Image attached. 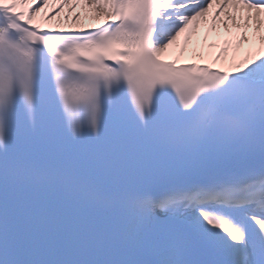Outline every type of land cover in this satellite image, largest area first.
Returning a JSON list of instances; mask_svg holds the SVG:
<instances>
[{"label": "snow or ice", "instance_id": "snow-or-ice-1", "mask_svg": "<svg viewBox=\"0 0 264 264\" xmlns=\"http://www.w3.org/2000/svg\"><path fill=\"white\" fill-rule=\"evenodd\" d=\"M48 3L0 0V264H264V0ZM210 11L255 54L164 59Z\"/></svg>", "mask_w": 264, "mask_h": 264}, {"label": "bare ground", "instance_id": "bare-ground-1", "mask_svg": "<svg viewBox=\"0 0 264 264\" xmlns=\"http://www.w3.org/2000/svg\"><path fill=\"white\" fill-rule=\"evenodd\" d=\"M57 3H59V0H49L48 5L44 6V8L50 11ZM77 10L79 11L81 9ZM67 11L68 8L65 6L63 13H67ZM37 19L39 20L40 17H37ZM90 22L93 21L90 19H85L84 21L85 24ZM229 24H231V21H229ZM64 26H68V24ZM242 32L243 29L234 27L231 28V30L226 29L224 25L220 23V18L216 21L213 20L210 11L207 18L201 19L199 26L194 31L182 34L177 43L164 54V57H174L180 60H189L195 57L216 65L229 66L234 69L236 61L241 59L242 63L248 58L249 48L253 47L257 50L260 48L258 40L250 44L247 41L239 39V35ZM248 35L250 37L253 35L252 29H248ZM228 36L234 40V44L230 47H226L222 41L223 37ZM213 39L217 41L215 46L208 44V41ZM244 46H247V50H244Z\"/></svg>", "mask_w": 264, "mask_h": 264}]
</instances>
